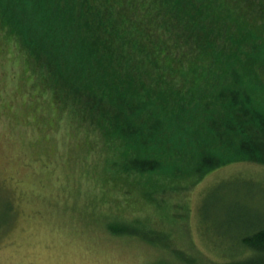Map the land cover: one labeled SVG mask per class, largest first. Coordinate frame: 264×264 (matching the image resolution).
<instances>
[{"label":"trees","instance_id":"1","mask_svg":"<svg viewBox=\"0 0 264 264\" xmlns=\"http://www.w3.org/2000/svg\"><path fill=\"white\" fill-rule=\"evenodd\" d=\"M0 17L58 106L78 94L127 174L146 164L193 183L264 164V0H0ZM245 216L247 255L227 263L264 264V213Z\"/></svg>","mask_w":264,"mask_h":264},{"label":"rangeland","instance_id":"2","mask_svg":"<svg viewBox=\"0 0 264 264\" xmlns=\"http://www.w3.org/2000/svg\"><path fill=\"white\" fill-rule=\"evenodd\" d=\"M2 22L0 264H225L247 255L241 228L246 211L264 213V164L237 159L193 183L162 180L146 164L127 174L76 107L78 94L58 106Z\"/></svg>","mask_w":264,"mask_h":264}]
</instances>
